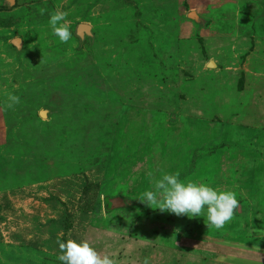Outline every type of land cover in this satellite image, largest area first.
Masks as SVG:
<instances>
[{
    "label": "rangeland",
    "instance_id": "rangeland-1",
    "mask_svg": "<svg viewBox=\"0 0 264 264\" xmlns=\"http://www.w3.org/2000/svg\"><path fill=\"white\" fill-rule=\"evenodd\" d=\"M253 129L264 0H0V264H61L69 239L115 264H264V167L256 185L227 172ZM164 173L234 192L232 220L146 206ZM106 199L137 202L106 213Z\"/></svg>",
    "mask_w": 264,
    "mask_h": 264
},
{
    "label": "clouds",
    "instance_id": "clouds-1",
    "mask_svg": "<svg viewBox=\"0 0 264 264\" xmlns=\"http://www.w3.org/2000/svg\"><path fill=\"white\" fill-rule=\"evenodd\" d=\"M66 13L58 11L49 18L52 34L61 43H67L72 33L64 23ZM9 100L19 102V97L10 95ZM151 209L170 212L189 218L200 217L206 213L207 227L222 229L232 220L239 201L232 191H220L198 181H181L178 174L164 173L153 181L151 190H146L139 198ZM61 264H115L108 254L101 256L87 241H57ZM144 264H148L145 259Z\"/></svg>",
    "mask_w": 264,
    "mask_h": 264
},
{
    "label": "crops",
    "instance_id": "crops-1",
    "mask_svg": "<svg viewBox=\"0 0 264 264\" xmlns=\"http://www.w3.org/2000/svg\"><path fill=\"white\" fill-rule=\"evenodd\" d=\"M255 44V43H254ZM259 50V49H258ZM256 51L255 50V52L254 51H252V50H250L249 52H248V54H250L251 52L253 53V56H258V54L257 53H259V51ZM246 56V55H245ZM243 58L245 59V57L243 56ZM246 74V73H245ZM255 74H257V73H255ZM253 89H254V87H253ZM256 89V88H255ZM258 89V91L260 92V90H259V88H257ZM261 93V92H260ZM255 98L253 99V105L255 106V107H257L256 105H255V102H256V100H257V93L255 94V96H254ZM259 116H260V114H259ZM259 119H260V117H259ZM254 130V129H253ZM240 136H243V137H240ZM252 138H254V150L251 152V151H249V153L247 154L249 157H251V158H249V159H246L244 162L246 163V167H247V173L249 172V171H252L249 175H252L251 177L253 178V184H255V178L257 177V172L259 171V170H262L263 169V167H264V131H262V130H260V131H258V130H254L253 132L251 131V133L248 135V136H245V134H240L239 136H238V141H243V142H245L246 140H252ZM234 152V151H233ZM235 152L239 155V159H241L240 158V154H246L245 153V150H243V149H241V147H240V145L238 146V147H236L235 148ZM247 156V157H248ZM244 157V156H243ZM239 159H238V162H239ZM259 161V162H258ZM244 163V164H245ZM263 184V183H262ZM261 184V185H262ZM256 185V184H255ZM254 214V213H253ZM255 214L257 215V213H256V211H255ZM262 216H263V214H262Z\"/></svg>",
    "mask_w": 264,
    "mask_h": 264
},
{
    "label": "trees",
    "instance_id": "trees-1",
    "mask_svg": "<svg viewBox=\"0 0 264 264\" xmlns=\"http://www.w3.org/2000/svg\"><path fill=\"white\" fill-rule=\"evenodd\" d=\"M232 152H233V150H232V148H228V150H227V152L224 154V156H230V153L232 154ZM223 156V157H224ZM245 162H238L236 165H234V164H231L229 167H231V168H229L228 170H227V172L229 173V175H230V173L231 172H233V166H235V169L237 168V170L240 172V171H242V172H244V169H246L247 170V167H246V163L244 164ZM226 172V173H227ZM250 173L252 172V171H249ZM249 173V174H250ZM223 176V175H222ZM222 176H218V175H216L215 177L217 178V179H220V178H222ZM215 177H212V179H214ZM224 177V176H223ZM225 178H227V177H225ZM225 178H223V179H225ZM215 180V179H214ZM107 200V199H106ZM106 200H105V202H106ZM135 202H137V201H130V200H126V201H124V203H125V207H131L133 204H135ZM136 204H138V203H136ZM105 211H106V213H110V209H109V206H108V204L107 203H105Z\"/></svg>",
    "mask_w": 264,
    "mask_h": 264
},
{
    "label": "water",
    "instance_id": "water-1",
    "mask_svg": "<svg viewBox=\"0 0 264 264\" xmlns=\"http://www.w3.org/2000/svg\"><path fill=\"white\" fill-rule=\"evenodd\" d=\"M191 15H194V14L192 13ZM89 30H90L89 26H87V25H80L79 28H78V34H81L82 32H85V33H87V34H90V33H89ZM14 42H15V44H16V43L18 42V40H15ZM18 43H19V42H18ZM18 45H19V44H18ZM18 45H16V46H18ZM41 116H42V115H41ZM116 202H117L116 200L107 199L105 203L108 204L110 210H113V209H115V208H118V207H121V206L124 205L123 202H121L120 205H116Z\"/></svg>",
    "mask_w": 264,
    "mask_h": 264
},
{
    "label": "bare ground",
    "instance_id": "bare-ground-1",
    "mask_svg": "<svg viewBox=\"0 0 264 264\" xmlns=\"http://www.w3.org/2000/svg\"><path fill=\"white\" fill-rule=\"evenodd\" d=\"M42 115H43V113H42Z\"/></svg>",
    "mask_w": 264,
    "mask_h": 264
}]
</instances>
